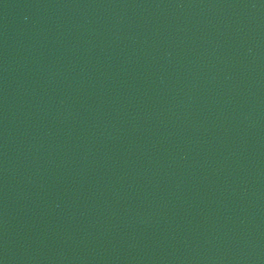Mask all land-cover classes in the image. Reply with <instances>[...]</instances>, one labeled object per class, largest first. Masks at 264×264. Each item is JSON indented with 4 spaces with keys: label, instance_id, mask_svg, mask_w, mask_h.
Listing matches in <instances>:
<instances>
[{
    "label": "water",
    "instance_id": "obj_1",
    "mask_svg": "<svg viewBox=\"0 0 264 264\" xmlns=\"http://www.w3.org/2000/svg\"><path fill=\"white\" fill-rule=\"evenodd\" d=\"M0 264H264V0H0Z\"/></svg>",
    "mask_w": 264,
    "mask_h": 264
}]
</instances>
